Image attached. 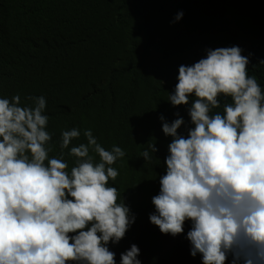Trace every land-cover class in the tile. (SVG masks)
<instances>
[{
    "label": "clouds",
    "instance_id": "1",
    "mask_svg": "<svg viewBox=\"0 0 264 264\" xmlns=\"http://www.w3.org/2000/svg\"><path fill=\"white\" fill-rule=\"evenodd\" d=\"M206 52L179 66L167 99L189 106L187 135L179 131L186 123L179 112L171 122L160 116L172 140L149 219L173 237L190 221L191 255L201 254L203 264H226L229 257L231 264H264V90L248 74L251 53L243 55L240 46ZM25 99L33 104L22 106L19 94L0 97V264H116L109 244H118L136 220L109 183L119 176L113 165L125 150L115 144L106 150L85 129L87 142L67 153L75 158L69 170L64 149L81 131H62L60 155L50 157L47 100ZM150 152H158L156 144L140 154L145 164ZM140 251L132 244L120 264H142Z\"/></svg>",
    "mask_w": 264,
    "mask_h": 264
},
{
    "label": "trees",
    "instance_id": "2",
    "mask_svg": "<svg viewBox=\"0 0 264 264\" xmlns=\"http://www.w3.org/2000/svg\"><path fill=\"white\" fill-rule=\"evenodd\" d=\"M231 46L252 54L248 74L264 90V0H0V97L19 94L22 106L33 104L27 96L46 98L50 157L60 155L62 131H81L64 149L69 170L75 158L67 153L87 142L85 129L106 150L115 144L126 152L109 183L136 220L109 244L116 264L132 244L142 264H203L201 254L191 255L190 221L173 237L149 219L172 140L160 116L171 122L179 112L186 122L179 131L187 135L189 106L167 100L179 66L206 57L209 48ZM150 144L158 152L145 164L140 154Z\"/></svg>",
    "mask_w": 264,
    "mask_h": 264
}]
</instances>
